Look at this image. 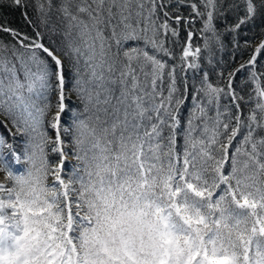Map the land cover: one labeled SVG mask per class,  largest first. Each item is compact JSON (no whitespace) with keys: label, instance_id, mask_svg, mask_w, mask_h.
Returning a JSON list of instances; mask_svg holds the SVG:
<instances>
[{"label":"snow or ice","instance_id":"obj_1","mask_svg":"<svg viewBox=\"0 0 264 264\" xmlns=\"http://www.w3.org/2000/svg\"><path fill=\"white\" fill-rule=\"evenodd\" d=\"M183 3L35 0L54 46L0 22V264H264V38L239 39L264 37V0H201L188 19L173 15ZM228 15L229 43L252 52L220 86L191 30L179 57L166 44L200 18L223 49L214 20Z\"/></svg>","mask_w":264,"mask_h":264},{"label":"trees","instance_id":"obj_2","mask_svg":"<svg viewBox=\"0 0 264 264\" xmlns=\"http://www.w3.org/2000/svg\"><path fill=\"white\" fill-rule=\"evenodd\" d=\"M5 3L8 2V0H4ZM30 6L27 9H16V8H0V22L7 23L10 27L16 28L18 31L25 33L29 36L34 35V32L39 30L41 31L45 36V43L49 46H54L52 41H54L56 38L52 36V34L45 28L44 25L39 23L38 20V13L35 11V9L31 6L35 3V0H29ZM173 5H176V0H172ZM196 3L201 11H204V8L201 4V0H184V3L178 6V12L173 10V15L179 14L183 16L185 19H188L193 16V13L191 11L190 4ZM27 11L29 14L30 19H32L39 27L34 28L32 26H29L25 20L23 15L21 14L22 11ZM235 17L233 15H228L226 18L217 16L214 20V25L218 31V33L221 35V39L224 42V48L220 49L215 42L211 39L210 34H202L201 28L203 26V20L200 18H196L195 22L193 24H185L184 20L181 21L179 27V39L176 41V38H169V42L166 44V47H169L175 54V56L179 57L182 47L185 44L186 38H187V31L191 30L193 35V47L200 46L202 51L200 54V61L201 69L202 71H207L209 73L210 80L216 84L219 83L220 86H224L227 80V73L232 72L235 68H237L240 64L245 63L252 52V49H244L243 47L240 49L234 48L229 41L232 39L231 35L228 34L225 29L228 25L232 24L234 22ZM55 22V21H53ZM172 23L173 27H177L174 23V21H170ZM244 33H247L245 36ZM202 35H207L209 37V44H210V50H204V39L202 38ZM51 37V39H49ZM247 38L248 40L253 42V47L256 43H259V40L261 37L258 33L254 34L252 31H249L248 29H243L241 32V35L239 39L241 42ZM0 40H3L5 42H9L12 40V38L7 35L6 33H0ZM235 57V59H233ZM162 59L168 60L169 64L176 63V60H170L168 57H161ZM212 60V64H208V60ZM261 63H264V59L261 60ZM223 71L225 73V76L223 78L219 77V73ZM182 74L178 71L177 77L179 78ZM200 72H192L189 71L188 81L189 85L196 83L199 84L200 80ZM248 80V72L244 71L241 73H238L233 81V87L236 88L238 92H240L242 95L245 96L247 99L248 94L250 93L253 85L250 82L246 81ZM167 87V81H165V90ZM166 94V92H165ZM192 91L191 87L189 89V95L188 100L184 104L182 110H181V122L182 125L186 121L189 111L192 107ZM54 101V100H53ZM68 103L73 107H78L79 102L77 101L75 95L71 96ZM228 103V101H222V104ZM251 105H245L241 104L242 109L245 113H247L248 108ZM66 118V117H65ZM9 128H11V125H8ZM13 131H15L13 129ZM4 133V129L0 128V134ZM183 144L182 139L178 141V147ZM71 157V155H70ZM50 160L57 159V157H52L50 155ZM70 163H74V161L70 158ZM68 165H66L67 167ZM3 173V172H2ZM5 175V173H3Z\"/></svg>","mask_w":264,"mask_h":264},{"label":"rangeland","instance_id":"obj_3","mask_svg":"<svg viewBox=\"0 0 264 264\" xmlns=\"http://www.w3.org/2000/svg\"><path fill=\"white\" fill-rule=\"evenodd\" d=\"M52 99L55 100V97L52 96ZM52 134H53V133H52L51 131H49V135H52ZM70 158H71V157L69 156V159H70ZM0 175H1L2 178L5 176L2 172H0Z\"/></svg>","mask_w":264,"mask_h":264},{"label":"bare ground","instance_id":"obj_4","mask_svg":"<svg viewBox=\"0 0 264 264\" xmlns=\"http://www.w3.org/2000/svg\"><path fill=\"white\" fill-rule=\"evenodd\" d=\"M0 179H2L1 175H0Z\"/></svg>","mask_w":264,"mask_h":264}]
</instances>
